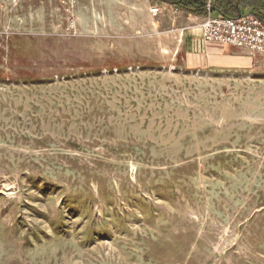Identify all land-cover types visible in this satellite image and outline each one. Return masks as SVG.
<instances>
[{"label": "rangeland", "instance_id": "obj_1", "mask_svg": "<svg viewBox=\"0 0 264 264\" xmlns=\"http://www.w3.org/2000/svg\"><path fill=\"white\" fill-rule=\"evenodd\" d=\"M189 1L0 0V264H264V53Z\"/></svg>", "mask_w": 264, "mask_h": 264}, {"label": "built area", "instance_id": "obj_2", "mask_svg": "<svg viewBox=\"0 0 264 264\" xmlns=\"http://www.w3.org/2000/svg\"><path fill=\"white\" fill-rule=\"evenodd\" d=\"M153 16L158 8L151 10ZM201 35L207 42L243 46L254 53H264V24L252 16L236 19L207 18L201 26Z\"/></svg>", "mask_w": 264, "mask_h": 264}, {"label": "trees", "instance_id": "obj_3", "mask_svg": "<svg viewBox=\"0 0 264 264\" xmlns=\"http://www.w3.org/2000/svg\"><path fill=\"white\" fill-rule=\"evenodd\" d=\"M242 1L243 0H211L210 7H207V0H190L186 5H179L178 7H185L189 11L203 12L204 14L206 13L205 9H207L209 14L213 16L236 19L243 15L241 14ZM248 3L249 5L246 7L245 11L248 12V10H250L257 19L264 23V2L257 0L256 3L255 0H251Z\"/></svg>", "mask_w": 264, "mask_h": 264}, {"label": "crops", "instance_id": "obj_4", "mask_svg": "<svg viewBox=\"0 0 264 264\" xmlns=\"http://www.w3.org/2000/svg\"><path fill=\"white\" fill-rule=\"evenodd\" d=\"M213 55V54H212Z\"/></svg>", "mask_w": 264, "mask_h": 264}]
</instances>
